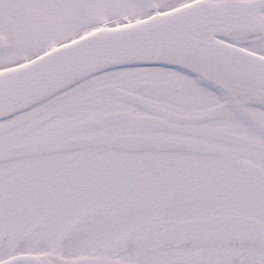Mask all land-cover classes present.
<instances>
[{
    "label": "snow or ice",
    "instance_id": "obj_1",
    "mask_svg": "<svg viewBox=\"0 0 264 264\" xmlns=\"http://www.w3.org/2000/svg\"><path fill=\"white\" fill-rule=\"evenodd\" d=\"M0 264H264V0H0Z\"/></svg>",
    "mask_w": 264,
    "mask_h": 264
}]
</instances>
